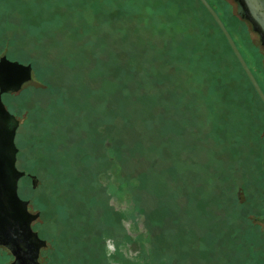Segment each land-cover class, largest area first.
I'll return each mask as SVG.
<instances>
[{
	"label": "rangeland",
	"instance_id": "374dc122",
	"mask_svg": "<svg viewBox=\"0 0 264 264\" xmlns=\"http://www.w3.org/2000/svg\"><path fill=\"white\" fill-rule=\"evenodd\" d=\"M1 55L31 65L2 99L44 264H264V103L199 0H0Z\"/></svg>",
	"mask_w": 264,
	"mask_h": 264
},
{
	"label": "water",
	"instance_id": "95a60500",
	"mask_svg": "<svg viewBox=\"0 0 264 264\" xmlns=\"http://www.w3.org/2000/svg\"><path fill=\"white\" fill-rule=\"evenodd\" d=\"M200 1L221 28L233 52L264 103V91L222 19L208 0ZM238 2L243 15L250 19L253 28L260 33L261 40L264 43V0H238ZM30 77V63L11 60L5 55L0 57V226L6 228V230L15 228L16 220L18 219L16 212L20 211L24 213L22 220L24 221V226L29 229L28 234L38 237L35 231L30 230V220L35 214L26 210V200L20 198L17 192V181L24 174V171L18 169L15 164L17 147L14 136L18 119L7 109L1 97V94L5 91L18 89Z\"/></svg>",
	"mask_w": 264,
	"mask_h": 264
},
{
	"label": "flooded vegetation",
	"instance_id": "af4514ba",
	"mask_svg": "<svg viewBox=\"0 0 264 264\" xmlns=\"http://www.w3.org/2000/svg\"><path fill=\"white\" fill-rule=\"evenodd\" d=\"M234 1L236 3L237 14L241 18L247 20L250 23L252 30L258 34L260 43L264 46V43L261 40L260 33L253 28L250 19H248L246 16L243 15L242 11L240 10L238 0H234ZM11 60H17V59H11ZM10 91L13 90H8L5 92H10ZM3 93L1 94V97ZM26 174L30 175L28 172ZM19 197L22 198L23 200H26V210L32 214H35L29 209L28 200L20 195ZM23 214L24 213L20 211L16 212L18 219L16 220L15 228H13L12 230H6V228L4 227L2 228L0 226V264H44L41 257V250L45 245V240L41 236L39 230L32 226V222L36 217V215L32 217L30 220V230L35 231L38 237L28 234L29 229L24 226L25 224L24 221L22 220Z\"/></svg>",
	"mask_w": 264,
	"mask_h": 264
},
{
	"label": "trees",
	"instance_id": "16d2710c",
	"mask_svg": "<svg viewBox=\"0 0 264 264\" xmlns=\"http://www.w3.org/2000/svg\"><path fill=\"white\" fill-rule=\"evenodd\" d=\"M200 1V0H199ZM201 2V1H200ZM209 2V1H208ZM202 3V2H201ZM203 4V3H202ZM205 7V6H204ZM206 8V7H205ZM207 9V8H206ZM208 11V10H207ZM209 12V11H208ZM210 13V12H209ZM211 15V14H210ZM212 16V15H211ZM212 18H213V16H212ZM221 18V17H220ZM214 19V18H213ZM215 20V19H214ZM217 23V22H216ZM219 26V25H218ZM220 28V27H219ZM220 30H221V28H220ZM222 31V30H221ZM223 33V32H222ZM223 35H224V33H223ZM225 36V35H224ZM226 38V37H225ZM227 40V39H226ZM228 44H229V42H228ZM229 46H230V44H229ZM230 48H231V46H230ZM232 49V48H231ZM233 51V50H232ZM236 59H237V61H238V63L240 64V62H239V60H238V58L236 57ZM240 66L242 67V65L240 64ZM242 69H243V67H242ZM244 70V69H243ZM245 72V71H244ZM245 74H246V72H245ZM246 76H247V74H246ZM247 78L249 79V77L247 76ZM249 81H250V79H249ZM258 81V80H257ZM250 83H251V85L253 86V84H252V82L250 81ZM259 83V82H258ZM260 84V83H259ZM261 86V85H260ZM253 88H254V86H253ZM262 88V87H261ZM255 89V88H254ZM256 91V90H255ZM256 93H257V91H256Z\"/></svg>",
	"mask_w": 264,
	"mask_h": 264
}]
</instances>
